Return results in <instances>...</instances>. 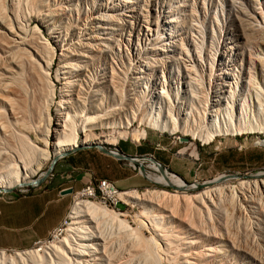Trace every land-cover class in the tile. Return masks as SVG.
Wrapping results in <instances>:
<instances>
[{
    "label": "rangeland",
    "instance_id": "1",
    "mask_svg": "<svg viewBox=\"0 0 264 264\" xmlns=\"http://www.w3.org/2000/svg\"><path fill=\"white\" fill-rule=\"evenodd\" d=\"M0 3L5 8L4 13L13 20L17 18L22 26L37 27L40 41L50 44L46 55L55 52L51 76L56 88L54 103L50 106L51 115L55 113L59 89L67 81L71 83L65 88V94L71 96L64 99L70 113L84 115L93 111L101 101V108L110 110V121L116 127L113 123L103 128L89 125L91 127L80 134V139L87 144L85 146L102 143L120 151L117 147L119 141H125L122 148L131 146L133 150L139 143L147 151L144 155L154 157L168 173L187 184L200 185L187 191L189 195L201 194L206 186L217 182L221 183L219 187L230 188L237 187L239 182L250 188L256 182L260 189L264 175L254 176L264 174V133L250 130L241 134H218L211 142L204 143L181 132H161L140 119L154 106L155 91L161 93L163 90L160 98L166 107L170 103L175 111L180 108L197 114L196 107L202 114L207 107L215 105V100L222 103L218 92L219 87L226 83H231L230 87L226 86L227 91L231 87L236 88V96L242 101L245 98L248 105L256 109L255 93L262 95L260 90L264 92V0H0ZM3 21L0 17L1 30H4ZM69 62L76 68L64 65ZM58 66H63L59 74L61 81H55ZM123 71L128 72L127 76ZM189 73L202 77L203 85L193 82L195 87H190L187 84ZM181 79L185 84H178ZM236 82H239L238 87ZM128 116L133 120L130 126L125 123ZM209 126L205 120L202 123L198 121L199 130H209ZM36 140L41 143L38 136ZM88 149L102 153L96 148H76L58 159L51 170L49 167L54 158L48 161L34 176L32 185L1 191L0 197L11 202L52 185L64 186L67 181L64 176L70 169L68 164L88 153L83 152ZM111 158L97 160L108 168L112 166L110 181L115 183L120 177L130 175L137 184L121 191L143 193L153 189L183 195L182 190L156 184L146 178L145 173L153 172L148 168L150 161L132 164ZM139 164L143 166L144 173ZM73 172L72 176L77 173ZM247 187L241 189L242 192ZM259 192L257 197L254 192H246L247 197L242 196L246 200L243 201L244 211L237 206L235 211L226 208L222 212L224 214L212 206V211L206 209L191 199L192 206L189 204L187 211L179 208L170 222L165 220L170 234H174L176 239L172 242L174 247H167L171 248L169 251L161 241H158L160 248L153 247L160 261L150 251L151 227L144 224L138 227V220L149 221L142 205L130 206L119 202L120 210L115 211L125 213L121 218L132 229H137L136 236H139L142 246H135L132 237H126L128 240L123 236L112 238L114 244L109 245V252L107 250L111 261L107 258L108 253H101L91 257L89 262L182 264L184 258H188L199 264H264V197L262 189ZM73 194L69 212L75 202ZM89 200L101 202L100 199ZM69 212L53 240L47 238L28 249H0L4 255L0 264L17 263L19 260L14 253L39 250L67 236L71 222ZM50 234H54V230ZM40 253L45 257L44 251ZM174 255L175 258L171 259ZM28 264L32 263L28 261Z\"/></svg>",
    "mask_w": 264,
    "mask_h": 264
},
{
    "label": "bare ground",
    "instance_id": "2",
    "mask_svg": "<svg viewBox=\"0 0 264 264\" xmlns=\"http://www.w3.org/2000/svg\"><path fill=\"white\" fill-rule=\"evenodd\" d=\"M4 10L5 8L0 3V17L4 20L1 22L4 30L0 29V192L32 185L35 182L33 180L34 176L41 172L48 161L53 158H60L61 155L63 156L69 151L87 145L80 139V134L87 131L89 125L103 128L110 127L113 123V121H110V110L106 111V108H101L102 101L93 107V111L84 115L70 113L69 105L68 107L65 106L66 100L64 98L71 96L65 94L67 92L65 88L69 87L71 81H67L59 89V100L55 103V113L50 114V106L54 103V88H56L51 76L55 52L46 55L50 44L47 40L46 43L43 42L44 40L40 41L41 34L38 35L37 27L22 26L17 18L13 20L9 14L4 13ZM12 43L14 45H11ZM64 65L69 66L71 69L76 68V65L70 62ZM62 68L63 66L57 67L55 81L63 80L59 76ZM123 74L127 76L128 72L123 71ZM189 77L187 84L190 87H195V84H192L193 82L196 84L203 83L200 76H191V73H189ZM180 83L185 84L182 79L179 80L178 84ZM238 83H235L236 87H238ZM230 84L226 83L219 87L218 98L221 97L222 103L219 102L220 100H215V105L207 107L202 114L198 113L196 107L194 109L197 114L192 110L181 111L180 108L175 111L170 103L166 107L161 100L163 90L161 93L155 91L156 101L154 100V106L144 112L140 120L161 132H181L183 135H190L193 139H199L204 143L211 142L214 136L218 134H241L250 130H258L260 133H264V98L261 97L264 92L260 90L263 93L262 95L255 93L257 99L256 109L255 106L252 109L245 98L242 101L236 96V88L231 87L227 91L226 86L230 87ZM120 85L122 84L120 83ZM81 87L79 88L81 89ZM117 92L120 93V91ZM121 94L123 95V93ZM165 94L168 101H171L170 96L167 93ZM78 97L80 96L78 95ZM194 104L192 103V105ZM145 110L147 109L143 111ZM128 117L126 118L127 122L123 121L130 126L133 120L130 117L128 119ZM202 120L210 123L209 130L207 128L205 131L198 129V121L202 123ZM37 136L41 143L36 140ZM262 144H264V140H262ZM114 150L117 153H122L117 149ZM148 168L153 171L152 173H145L150 182L172 186L175 189L182 190L183 195L153 189L145 190L143 193L137 190L121 191L117 187H113V194L116 195L120 203L130 206L142 205L150 223L140 219L138 220V227L140 228L142 224L151 227L153 238H150V251L154 253L157 260H159L157 250L153 251V247L155 249L160 248L161 245L159 246L158 241H161L169 251L171 248H168L174 244L172 242L176 239L173 237L174 234H170L171 232L168 230L170 227L167 228L165 220L170 222V219L180 211L179 208H185L184 210L187 211L191 199L199 205L201 203L206 209L211 210L210 207L212 206L222 213L226 208L235 211L237 206H239V210L243 209L244 211L246 206L243 205V201L246 200L242 196L246 195V192H254L257 197L260 195V189H262L261 193L264 197V180L261 182L260 189L256 182L251 184L250 188L246 185L242 186V182H239L238 186L236 185L237 187L233 188L219 187L221 183L217 182L213 186H206L204 192L194 196L186 194V192L194 190L197 187L196 184H187L181 178L159 169L153 161L149 162ZM144 171L142 168L141 172L144 173ZM262 175L264 174H257L254 177ZM246 187L247 190L242 192ZM90 198L100 199L105 205L101 202L90 201ZM74 200L75 202H73L74 204L68 216L71 220L67 229L68 235L62 239L57 238V241H53L47 247H44V245L39 250L35 248L26 252L14 253L16 256L14 257L19 260L17 263L13 261L14 264H28V261L32 264H90L91 257L109 252V245L111 246L113 243L112 238L121 236L125 240H128L126 237H132L135 246H142V241L140 242L139 236H136L137 229H132L127 221L121 218L125 213L108 209L107 202L99 198L97 189H90V193H84V198L75 197ZM168 221L167 223H169ZM40 251H44L45 257L42 256ZM109 254H107V258L110 257ZM193 254L198 255L196 252H193ZM2 255L3 252L0 251V258ZM175 255L171 259L175 258ZM177 255L179 256V254ZM111 258H109L110 261ZM190 260L184 258L182 264H199Z\"/></svg>",
    "mask_w": 264,
    "mask_h": 264
},
{
    "label": "crops",
    "instance_id": "3",
    "mask_svg": "<svg viewBox=\"0 0 264 264\" xmlns=\"http://www.w3.org/2000/svg\"><path fill=\"white\" fill-rule=\"evenodd\" d=\"M125 141H119L118 149L125 155H144L147 151L138 146L122 148ZM68 164L70 168L64 176V186L52 185L49 188L22 195L11 202L0 197V249H28L37 242L48 238L49 234L60 226L71 207V194L81 189L90 180L112 179V166H104L102 158L111 156L88 149ZM149 155V154H148ZM73 156V155H70ZM109 159H106V161ZM112 162V161H110ZM123 170V169H122ZM73 171H76V174ZM60 176V178H62ZM133 176H124L115 180L119 190L135 187ZM71 188V194H61L62 190Z\"/></svg>",
    "mask_w": 264,
    "mask_h": 264
},
{
    "label": "built area",
    "instance_id": "4",
    "mask_svg": "<svg viewBox=\"0 0 264 264\" xmlns=\"http://www.w3.org/2000/svg\"><path fill=\"white\" fill-rule=\"evenodd\" d=\"M116 154L114 149H111ZM113 187H117L115 183L107 180V179H99L97 181L90 180L87 184H85L81 189L74 192L73 197L84 198V193H90V189H97L99 193V198L104 199L107 202V207L113 208L114 210H120L118 208L119 199L116 195L113 194ZM126 209V207H125ZM58 229H54V234H49L48 240H53L58 235Z\"/></svg>",
    "mask_w": 264,
    "mask_h": 264
},
{
    "label": "water",
    "instance_id": "5",
    "mask_svg": "<svg viewBox=\"0 0 264 264\" xmlns=\"http://www.w3.org/2000/svg\"><path fill=\"white\" fill-rule=\"evenodd\" d=\"M82 148H96V149H98L99 151H101L102 153H104L106 155L112 156V157H114V158H116L118 160H126V161H128L129 163H132V164H136L138 161H141V160L153 161L154 163L157 164V166L161 170L166 171L165 169L162 168V165L158 161H156L155 158L152 157L151 155L150 156H145V155L130 156V155H125V154H116L110 148H108L107 146H104L102 143H100V144H93V145L86 146V147H81V148H78V149H82ZM71 152L72 151H69V152H67L66 154H64L61 157H64L66 155H69ZM60 158H54L52 160V162L50 163L49 170L52 169L53 165ZM139 167H140V170L143 168L141 164H139ZM37 182H39V181H37ZM198 186H200V185H197V187ZM169 187H172V186H169ZM71 193H72V189L71 188H68V189H65V190H62L61 191V194H71Z\"/></svg>",
    "mask_w": 264,
    "mask_h": 264
}]
</instances>
